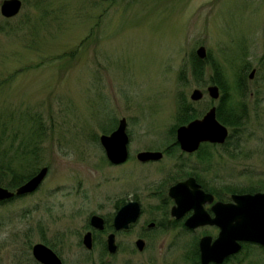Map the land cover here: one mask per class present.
<instances>
[{"label":"rangeland","instance_id":"rangeland-1","mask_svg":"<svg viewBox=\"0 0 264 264\" xmlns=\"http://www.w3.org/2000/svg\"><path fill=\"white\" fill-rule=\"evenodd\" d=\"M22 1L15 18L0 11L1 148L24 153L32 175L43 167L49 174L36 193L0 204V264H40L32 254L40 243L64 264H193L199 234L144 232L148 214L112 231L120 249L113 258L101 255L102 237L92 251L84 247L92 215L113 218L122 200L155 206L150 185L162 176L133 161L111 164L100 137L126 118L134 153L161 148L228 92L246 118L241 127L225 125L227 145L208 146L214 158L203 179L264 192V0ZM201 46L209 58L196 77ZM214 80L227 86L218 101L208 94ZM196 89L204 93L198 102ZM182 105L196 117L185 124ZM11 178L0 175V186L14 191ZM231 264H264V250L250 244Z\"/></svg>","mask_w":264,"mask_h":264},{"label":"water","instance_id":"water-1","mask_svg":"<svg viewBox=\"0 0 264 264\" xmlns=\"http://www.w3.org/2000/svg\"><path fill=\"white\" fill-rule=\"evenodd\" d=\"M108 1V0H101ZM23 7L22 0H4L1 2V14L6 19H12L19 15ZM197 56L201 60L207 58L205 47L197 50ZM256 70L250 74V79L255 76ZM209 97L218 101L221 97L220 88L212 85L208 88ZM204 93L195 90L191 99L195 102L201 101ZM128 122L126 118L120 120L117 129L110 135H102L101 145L106 152L108 161L114 165H120L128 159V144L130 141L127 133ZM229 138V130L217 117V107H212L202 118L191 122L189 125L181 126L177 130V140L181 144L183 151L192 153L199 149L202 143L224 145ZM163 157L161 152H141L138 154L140 162L158 161ZM49 174V168H41L36 175L21 185L15 192L0 186V202L13 199L18 196H26L35 193ZM192 185L196 193H181L182 189ZM176 197L180 205H191L195 209V214L187 221V227L196 229L206 225H218L221 228L219 237L213 240L210 236H205L200 241L201 264H223L232 255L238 254L242 250V243H255L264 247V193L236 194L235 205L218 204L214 208L217 217L212 219L203 208V202L195 200L199 195L213 198L200 190L195 179H190L186 183L178 184L171 189L170 193ZM186 199V200H185ZM188 200H190L188 202ZM185 201V202H184ZM191 202V203H190ZM186 203V204H185ZM141 206L136 201H130L122 207L114 219L116 231L130 229L140 216ZM91 225L98 230L105 229L104 219L94 215L91 218ZM83 244L88 250L94 246L93 235L88 232L83 239ZM136 245L139 251H143L146 243L138 240ZM107 248L110 254L114 255L118 251L116 235L110 234L107 239ZM33 256L40 264H64L62 259L49 247L44 244H37L33 248Z\"/></svg>","mask_w":264,"mask_h":264},{"label":"flooded vegetation","instance_id":"flooded-vegetation-1","mask_svg":"<svg viewBox=\"0 0 264 264\" xmlns=\"http://www.w3.org/2000/svg\"><path fill=\"white\" fill-rule=\"evenodd\" d=\"M164 144L165 145L161 148L152 147V149L150 150L142 151V152L149 151V152L163 153V157L160 160L143 163L138 160V154H140L141 152L134 153L130 148V141H129L128 159L126 162L120 165H117V166L121 167L127 164L128 162L133 161L135 164L141 166L143 168V171L144 170L156 171L162 175L161 178L157 182H155L153 185H150L151 188L153 187L152 193L156 196L157 204L155 206L149 207L148 209V206H145L141 204L139 201H136L141 206V213L136 223L140 224V221L143 220L144 215L148 214V218L142 221L143 222L142 229L144 232H148L147 230L156 231L157 229L160 231L171 232L173 229H181L184 234H192V235L201 234L200 236L198 235L196 237L197 239L199 237V241L197 240L198 241L196 243L197 248H195V252L193 253L194 256L192 258L193 264H201V253H200V246H199L201 239L205 236H210L213 238V240H216L219 237L221 228L218 225H206V226L198 227L196 229L188 228L186 225L187 221L191 217L194 216L195 209L191 208L190 207L191 205L189 204L180 205L177 198L173 197L170 194L171 189L177 186L178 184L186 183L192 178L195 179L196 184L200 186V190H202L205 194L213 197V198H210V197L207 198L203 195H199V197L195 199L199 202L204 201L202 203L203 208L212 219L217 217V214L214 208L215 207L216 209L219 208L217 206L218 204H221V203L224 205H235L236 204L234 196L237 194V192L235 188L232 186L220 188L218 187L217 184H214V183L209 184L208 182H205V180L203 179V173L205 172L206 169L208 171L210 170V166H211L210 162L214 158L210 151V147L208 146L209 145L220 146V145L211 144V143H202L197 151L188 153L182 150L181 144L177 140L168 141ZM169 158L173 160L172 163H170L172 165H170L169 163H164ZM191 158H194V161H195L194 164H191L189 162ZM205 165L207 167H205ZM197 190L192 185L189 184L188 187H185L182 189L181 193H188V192L196 193L195 191ZM130 201H135V200H130ZM189 201L190 200H188V202ZM129 202H125L124 200L120 201L119 203H117L115 210H117L118 212L122 207L127 205ZM143 207L147 209L145 210L143 209ZM117 212L115 213L113 218L106 217L104 215L94 214L104 219V223H105L104 230H98V229L93 228L91 225V218L94 215H92L90 218L89 226L91 230H88L87 233L91 232L93 235V242H94L93 249L95 246H97L99 238L100 237L103 238V243H102L103 252L101 254L102 256L113 258L114 256L118 254L120 250L117 244L118 251L116 254L112 255L109 253L108 248H107V239H108V236L112 234L113 230L115 232L125 231V230L123 231L115 230L114 219L116 217ZM133 225H131L130 229L132 228ZM206 230L211 231V232L213 231L215 236L210 235V233L209 232L207 233ZM83 239H82V243H83ZM141 240H144V239H141ZM258 246H260L264 250V247H262L261 245H258ZM143 251H140V252H143ZM235 257L236 255L227 258L223 264H231V262L235 259ZM104 264H108V263H104Z\"/></svg>","mask_w":264,"mask_h":264},{"label":"trees","instance_id":"trees-1","mask_svg":"<svg viewBox=\"0 0 264 264\" xmlns=\"http://www.w3.org/2000/svg\"><path fill=\"white\" fill-rule=\"evenodd\" d=\"M209 58V57H208ZM207 61H202L197 58L196 54L193 55L192 59V69L193 73L196 77H200L204 73V64ZM213 63V68L217 72V74L220 75V68L218 64ZM215 84H218L221 89L227 91V86L219 81L214 80ZM242 80L239 81V88L243 89V84L241 83ZM230 96L228 92L223 95L221 98V105L218 108V119L221 121L224 125L231 126L234 128L241 127L243 125V122L246 118L245 113L236 108L234 106L229 105L230 104ZM195 111L189 106L182 105L179 109L178 113V121L181 124H185L187 122H190L191 120L195 119ZM173 134H176V130L173 132ZM3 135V133H1ZM231 139V136L228 139ZM226 143V145L228 144ZM3 146V139H0V175L4 176L6 174H11V182L8 184V187L11 189H15L21 184L25 183L27 180H29L33 175L32 172L29 171L30 163H26V156H24V153L21 151H18L16 149L14 151V147L7 146V148L3 149L1 148ZM30 161V160H29ZM23 169L26 170V173L23 171ZM237 193H254V189H235ZM4 202H0V204H3ZM250 244H245L243 248L249 246ZM104 264V263H103Z\"/></svg>","mask_w":264,"mask_h":264}]
</instances>
